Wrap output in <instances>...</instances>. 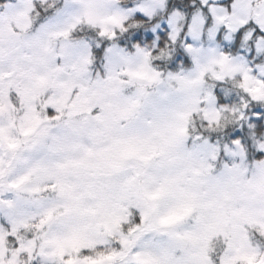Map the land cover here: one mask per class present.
<instances>
[{"label": "snow or ice", "instance_id": "obj_1", "mask_svg": "<svg viewBox=\"0 0 264 264\" xmlns=\"http://www.w3.org/2000/svg\"><path fill=\"white\" fill-rule=\"evenodd\" d=\"M0 264H264V0H0Z\"/></svg>", "mask_w": 264, "mask_h": 264}]
</instances>
